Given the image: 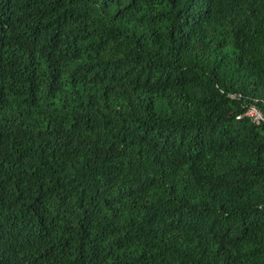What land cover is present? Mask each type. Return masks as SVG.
<instances>
[{
  "label": "trees",
  "instance_id": "trees-1",
  "mask_svg": "<svg viewBox=\"0 0 264 264\" xmlns=\"http://www.w3.org/2000/svg\"><path fill=\"white\" fill-rule=\"evenodd\" d=\"M252 105L264 0H0V264H264Z\"/></svg>",
  "mask_w": 264,
  "mask_h": 264
},
{
  "label": "built area",
  "instance_id": "built-area-1",
  "mask_svg": "<svg viewBox=\"0 0 264 264\" xmlns=\"http://www.w3.org/2000/svg\"><path fill=\"white\" fill-rule=\"evenodd\" d=\"M230 98L235 99L237 97L235 95H230ZM242 116L247 117L255 125H259L264 121V115L261 110L253 105L250 106Z\"/></svg>",
  "mask_w": 264,
  "mask_h": 264
}]
</instances>
